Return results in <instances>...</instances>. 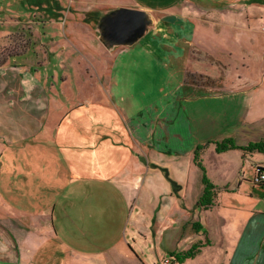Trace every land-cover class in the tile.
<instances>
[{
    "label": "rangeland",
    "instance_id": "rangeland-1",
    "mask_svg": "<svg viewBox=\"0 0 264 264\" xmlns=\"http://www.w3.org/2000/svg\"><path fill=\"white\" fill-rule=\"evenodd\" d=\"M226 2L234 0H0V164L14 176L0 178V216L31 218L34 236L20 263L1 250L0 264H164L173 254L157 235L175 233L172 216L159 224L137 203L148 153L163 143L147 145L129 127L134 116L154 117L157 80L135 61L140 47L108 50L102 18L117 4L196 14L195 4L211 16L225 14ZM249 4V19L264 23V0ZM193 58L224 69L201 49ZM194 75L216 85L223 78L188 71L187 80ZM5 224L17 240L28 232L8 216Z\"/></svg>",
    "mask_w": 264,
    "mask_h": 264
},
{
    "label": "crops",
    "instance_id": "crops-1",
    "mask_svg": "<svg viewBox=\"0 0 264 264\" xmlns=\"http://www.w3.org/2000/svg\"><path fill=\"white\" fill-rule=\"evenodd\" d=\"M251 1L234 0L228 6L226 2L220 10L225 14L216 11L211 16L195 4L189 9L196 14L183 9L155 14L137 8L147 11L151 23L134 43H106L101 37L117 55L140 47L142 54L133 53L135 61L145 65L148 80H157L153 85L160 94L149 96L154 117L140 123L134 116L129 125L145 144L163 143L148 153L145 194L137 203L159 224L172 216L175 225L170 229L175 233L159 229L157 235L166 244L165 251L173 253L168 256L182 264H264V184L252 178L258 165L264 167V151L241 148L264 142V23L249 19ZM120 7L136 8L117 4L110 13ZM199 49L223 62L224 69L219 72L217 67L216 73L195 61L194 51ZM188 71L212 78L220 73L223 78L217 85L197 84L187 80ZM229 138L238 147L218 151L216 143ZM6 171L0 168V178L12 182ZM203 172L215 185L213 202L207 206L199 204L205 190ZM181 203L190 210L183 213ZM46 214L39 221L50 224ZM6 216L28 228L23 239L17 240L7 229ZM0 219V251L20 263L21 250L26 256L33 243V220L28 223L8 214ZM173 237L175 243L170 245ZM193 246H197L194 255L179 258ZM107 262L117 264L115 259Z\"/></svg>",
    "mask_w": 264,
    "mask_h": 264
},
{
    "label": "water",
    "instance_id": "water-1",
    "mask_svg": "<svg viewBox=\"0 0 264 264\" xmlns=\"http://www.w3.org/2000/svg\"><path fill=\"white\" fill-rule=\"evenodd\" d=\"M105 42L132 44L141 37L151 23L144 9L120 7L102 18Z\"/></svg>",
    "mask_w": 264,
    "mask_h": 264
},
{
    "label": "trees",
    "instance_id": "trees-1",
    "mask_svg": "<svg viewBox=\"0 0 264 264\" xmlns=\"http://www.w3.org/2000/svg\"><path fill=\"white\" fill-rule=\"evenodd\" d=\"M194 83L200 84L201 82L197 81L196 76H193V79L191 80ZM212 81H209V79H207L206 82H202V83H207V84H211ZM216 147L218 151H224V150H228L231 148H236L238 147V145L235 143L234 139L229 138L226 139L224 141H220L216 143ZM241 148L247 150V151H252V150H260V151H264V142H255V143H250L246 146H242ZM201 149V147H198L197 151L195 152V160H199V150ZM199 165L201 166V169L205 172V168L204 166H202L200 163ZM203 172V173H204ZM9 175V171L7 170L5 172V177L8 178ZM203 182L205 183V190L204 193L202 194L200 200H199V204L203 205V206H207L210 205L213 202V198L215 195V185H213L207 178V176L205 175V173L203 174ZM197 246H193L191 249L187 250L186 252H184L181 256H179V258H184L187 256H192L195 254Z\"/></svg>",
    "mask_w": 264,
    "mask_h": 264
},
{
    "label": "built area",
    "instance_id": "built-area-1",
    "mask_svg": "<svg viewBox=\"0 0 264 264\" xmlns=\"http://www.w3.org/2000/svg\"><path fill=\"white\" fill-rule=\"evenodd\" d=\"M253 181L256 184H264V167L262 165H258L256 167V172L254 174ZM175 261L176 260L173 257H166L163 263L164 264H181Z\"/></svg>",
    "mask_w": 264,
    "mask_h": 264
}]
</instances>
